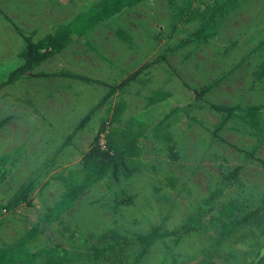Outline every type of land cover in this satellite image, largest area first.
<instances>
[{"label":"rangeland","instance_id":"obj_1","mask_svg":"<svg viewBox=\"0 0 264 264\" xmlns=\"http://www.w3.org/2000/svg\"><path fill=\"white\" fill-rule=\"evenodd\" d=\"M101 1L0 0V81L22 63V35L37 41ZM220 1L142 0L0 91V250L25 237L15 264H264V0H238L206 40H191L201 11ZM161 57L80 128L107 88L53 76L118 85ZM212 83L203 101L193 99L191 90ZM118 105L111 128L146 135L140 170L118 180L108 174L60 207ZM211 105L258 107L259 131L235 118L214 138L221 115ZM22 189L30 204L15 201ZM213 194L214 211L234 203L232 221L247 219L228 238L199 211ZM154 230L173 234L139 242Z\"/></svg>","mask_w":264,"mask_h":264},{"label":"trees","instance_id":"obj_2","mask_svg":"<svg viewBox=\"0 0 264 264\" xmlns=\"http://www.w3.org/2000/svg\"><path fill=\"white\" fill-rule=\"evenodd\" d=\"M141 1L142 0H102L87 11L77 15L69 22L59 25L52 32L44 35L37 41H34L29 35H22L24 46L19 53V58L22 63L13 69L4 80L0 81V91L15 84L25 76L32 74L37 67L55 55L63 52L72 42L82 39L98 24L110 19L125 8L136 5ZM237 1L238 0H222L215 6L205 8L204 11H201L205 20L203 25L191 35V40H206L212 34V24L215 22V19L218 16L221 17L227 12L229 6ZM118 36L125 39L121 32H118ZM158 61L165 62L166 60L164 57H161L153 60L151 63H146L118 85H108L102 81L72 74L68 71H61L53 74V76L72 79L86 84L101 85L107 88V92L99 104L91 109L81 120L79 124L80 128L83 124L88 122L93 112L114 96L119 89L135 81L141 71ZM40 76L47 77L48 75L41 74ZM216 83L209 84L198 90H191L193 99L195 101H203L206 94L214 88ZM210 108L221 115L220 121L212 131V136L214 138L219 139V133L223 130L224 126L235 118L255 132L260 129L258 124L259 108L256 106L242 108L236 106L211 105ZM122 110L121 105L116 106L109 120L103 121L101 124L90 149L82 157V177L68 184L61 198L60 207L72 205L86 190H88V188L92 187L108 174H110L114 180H118L120 177L128 178L140 170L141 163L139 158L146 135L142 131L111 128L113 124L118 122L123 112ZM101 135H103V144L100 143ZM262 143L264 144V136ZM27 191L28 189L19 191L16 194L15 201L30 204L27 200ZM215 196L216 194H213L205 200L203 205L199 208V211L201 213L211 214L209 216L210 220L220 224L219 236L223 239L228 238L233 235L235 228L240 223L247 221V219H243L241 222L232 221L238 211V206L234 203L221 206L214 211L211 207V202L214 200ZM186 230L187 227L182 229L184 232H186ZM172 234L173 233H159L154 230L147 235L138 237V240L140 243L150 246L158 240L165 239ZM25 246L26 238L24 237L13 247L0 250V264H15L20 261L25 256ZM93 254L95 258H100V249L94 247ZM252 264H260V258L254 260Z\"/></svg>","mask_w":264,"mask_h":264}]
</instances>
